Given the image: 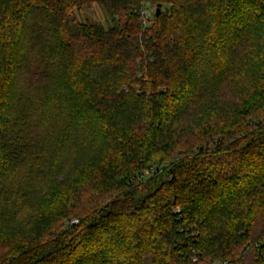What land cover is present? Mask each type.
Returning <instances> with one entry per match:
<instances>
[{
    "label": "trees",
    "instance_id": "trees-1",
    "mask_svg": "<svg viewBox=\"0 0 264 264\" xmlns=\"http://www.w3.org/2000/svg\"><path fill=\"white\" fill-rule=\"evenodd\" d=\"M263 242L264 0H0V264H264Z\"/></svg>",
    "mask_w": 264,
    "mask_h": 264
},
{
    "label": "rangeland",
    "instance_id": "rangeland-1",
    "mask_svg": "<svg viewBox=\"0 0 264 264\" xmlns=\"http://www.w3.org/2000/svg\"><path fill=\"white\" fill-rule=\"evenodd\" d=\"M151 11V10H149ZM107 15L99 6L92 5L90 8H87L83 10L82 12H77L76 17L80 21H88L95 24H100L105 27H107V21L109 19ZM72 157V156H71ZM71 157H69L71 159ZM68 158V159H69ZM82 161H85L86 158L84 156L81 157ZM68 160L69 163H72V161ZM76 161H79V158L76 159ZM76 164H78L76 162Z\"/></svg>",
    "mask_w": 264,
    "mask_h": 264
},
{
    "label": "built area",
    "instance_id": "built-area-1",
    "mask_svg": "<svg viewBox=\"0 0 264 264\" xmlns=\"http://www.w3.org/2000/svg\"><path fill=\"white\" fill-rule=\"evenodd\" d=\"M143 15H144V18H145L144 20H146L148 18L150 19L153 16V12L152 11H149V10H145L143 12ZM156 171H157V168L156 167H151L150 169H148L144 173H142L139 176H137L136 177V181L137 182H144L149 177H151V175L154 174ZM177 212H179V211H177ZM256 246L257 247H260L259 245H256ZM260 248H263L262 251H261V253H260V258L264 261V242L261 244V247ZM199 256H200L199 253H197L195 251H192L191 252V261H192L193 264L198 263ZM212 264H236V263L231 262V261L215 260Z\"/></svg>",
    "mask_w": 264,
    "mask_h": 264
},
{
    "label": "water",
    "instance_id": "water-1",
    "mask_svg": "<svg viewBox=\"0 0 264 264\" xmlns=\"http://www.w3.org/2000/svg\"><path fill=\"white\" fill-rule=\"evenodd\" d=\"M156 9H157L156 10L157 16H159L160 11H161V5L159 4Z\"/></svg>",
    "mask_w": 264,
    "mask_h": 264
}]
</instances>
